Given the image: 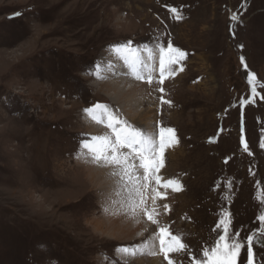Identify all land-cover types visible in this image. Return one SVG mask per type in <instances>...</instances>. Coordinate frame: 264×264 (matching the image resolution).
I'll return each mask as SVG.
<instances>
[{
  "label": "rangeland",
  "instance_id": "374dc122",
  "mask_svg": "<svg viewBox=\"0 0 264 264\" xmlns=\"http://www.w3.org/2000/svg\"><path fill=\"white\" fill-rule=\"evenodd\" d=\"M168 44L186 56L161 84L159 47ZM132 53L143 80L122 59ZM119 83L122 97L107 88ZM96 104L118 121L152 110L151 133L128 121L153 143L158 125L174 129L157 175L180 190L145 180L139 159L125 174L86 158L85 143L115 140L107 120L86 111ZM262 145L264 0H0V264H190L206 260L221 219L245 245L252 236L261 264ZM160 228L186 250L165 259Z\"/></svg>",
  "mask_w": 264,
  "mask_h": 264
},
{
  "label": "snow or ice",
  "instance_id": "6c2138e0",
  "mask_svg": "<svg viewBox=\"0 0 264 264\" xmlns=\"http://www.w3.org/2000/svg\"><path fill=\"white\" fill-rule=\"evenodd\" d=\"M170 11L176 13V9L174 8L170 9ZM176 18L179 19V16L177 15ZM232 19H235V16H233ZM126 48H129L127 43L117 47L116 51L119 54ZM159 53V82L163 84L166 75L172 76L174 74V66L180 64V61L185 58L186 53L178 48H174L171 44H168L167 48L163 46L159 47ZM151 58L152 54L149 50V59ZM122 59L135 75L136 79H144V77L139 74L143 61L138 56L132 53L131 56L126 55L123 56ZM241 65L244 67L245 71L248 72L243 57H241ZM179 70L182 71V67ZM152 80L153 77L149 75L147 77V82L151 84ZM254 80L255 75L248 73V84L253 85ZM160 91L163 92V89L161 88ZM252 93H256V88L254 86L252 87ZM161 103L170 104L171 102L161 97ZM96 109H101V111L97 113ZM86 111L98 122H103L104 119H106V126L112 130L115 136L114 141H109L107 138L103 139L100 148H96L89 143L84 144V147L92 153L93 158L97 162L103 161L108 164L119 166L124 170L125 174H129L132 168L135 167L134 161L139 159L140 167L143 168L145 172V180L155 177L157 186L163 188L171 187L173 191L180 190L181 185L178 181L169 179L166 183H161L164 178L157 175L163 166V156L167 147L175 140L174 129L158 125V143H153L142 131L127 127L126 121L120 122L116 120L113 115L107 111L105 106L96 104L94 108L86 109ZM118 125L120 126L118 127ZM241 143H243V141H241ZM262 147H264V145H262ZM244 148L246 152L249 151L247 144L244 145ZM122 149H128V152H122ZM249 154L251 153L249 152ZM136 191L140 195V205H144L142 209L143 212H145L147 218L155 224L156 220L153 218L155 207L153 206L152 210H149L141 190L137 189ZM165 208H167V205H165ZM260 220L264 223V216H261ZM219 223L223 226V234L219 235L218 240L215 242V246L212 247L210 251L204 250L203 256L206 260L192 258L190 264H257L255 259L257 253L254 251L252 236L247 237V244L245 245L243 241L235 239V233H229L227 221L221 219ZM217 227L219 228V226ZM158 243L159 252L163 253L165 259H168L169 253H178L182 250H186V245L181 242L180 237L170 235L167 228L159 229ZM245 248V259L241 261V254L244 252ZM168 264H173V261L169 259ZM261 264H264V259H262Z\"/></svg>",
  "mask_w": 264,
  "mask_h": 264
},
{
  "label": "bare ground",
  "instance_id": "6f19581e",
  "mask_svg": "<svg viewBox=\"0 0 264 264\" xmlns=\"http://www.w3.org/2000/svg\"><path fill=\"white\" fill-rule=\"evenodd\" d=\"M118 66H120L122 63H116ZM158 70H159V67H158ZM159 72V71H158ZM107 88H112L113 90H115V92L116 93H118V92H120V94H121V86H120V83H119V85L117 84V85H115V86H107ZM136 89L137 88H134V92L131 94V95H129V97L131 98V103L132 102H134L135 101V99L133 100V95L135 96V94L137 93V92H135L136 91ZM124 92H126V91H123L122 92V94H121V96L120 97H122V95L123 94H125ZM137 97V96H136ZM133 100V101H132ZM124 101V100H123ZM116 103H118V99H117V101H116ZM135 103V102H134ZM136 103L137 104H140V101H139V99L136 101ZM132 106H133V104H132ZM110 109V108H109ZM129 109H131V106L129 107ZM98 110H100V109H96V112L98 111ZM113 111H118V109H112ZM129 113H130V110L128 111ZM128 117V120L131 122V123H135V124H142V122H144L145 124H143V126L145 127V129H146V131L147 132H152L154 129L152 128V125L150 124V121L151 120H153L155 117H154V114H153V112H152V110L151 111H144V110H142V111H136L135 109H134V112H133V114H131L130 113V115H128L127 116ZM117 120V119H116ZM128 120H126L125 118H123L122 116L120 117V119H119V121H123V122H127V127H131L132 126V124L128 121ZM105 121V120H104ZM89 122L91 123V124H93L94 126H96V125H100V124H97V122L96 121H92V120H89ZM130 125V126H129ZM94 126H92L93 127V129H94ZM101 126H102V124H101ZM102 127H104V125L102 126ZM132 128V127H131ZM97 130V129H96ZM110 132L112 131L111 129L109 130ZM105 132L102 130V128L100 129V131H98V134H99V136L101 135V136H103V134H104ZM149 133V134H150ZM90 134H92V133H90ZM99 136H97L96 138H98ZM149 136V135H148ZM100 138V137H99ZM113 138H115V137H113ZM109 139V138H108ZM112 141H114V139L112 140ZM100 142H101V139H100V141H99V144H100ZM99 144H98V147L97 148H99ZM126 151H128V149H125ZM172 155V154H171ZM87 157H93V155L92 154H90V155H88V156H86V158ZM83 158H85V157H83ZM163 177V176H162ZM165 180V179H164ZM168 180V179H167ZM156 183V182H155ZM155 187V186H154ZM156 187H157V184H156ZM156 187H155V191H156ZM124 188V187H123ZM121 189V188H120ZM150 190V189H149ZM154 191V192H155ZM121 196V195H120ZM147 196V195H146ZM152 198V197H151ZM131 201V200H130ZM135 205V204H134ZM137 264H144V261H143V259H139V260H137V262H136ZM150 264H160V261L159 262H155V261H153L152 263H150Z\"/></svg>",
  "mask_w": 264,
  "mask_h": 264
}]
</instances>
